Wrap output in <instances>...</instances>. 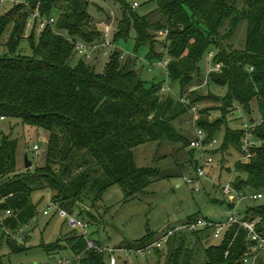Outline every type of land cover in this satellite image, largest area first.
<instances>
[{
	"label": "trees",
	"instance_id": "16d2710c",
	"mask_svg": "<svg viewBox=\"0 0 264 264\" xmlns=\"http://www.w3.org/2000/svg\"><path fill=\"white\" fill-rule=\"evenodd\" d=\"M26 1L28 5L15 4L0 13V47L7 49L0 53V116L19 119L50 135L46 165L20 175L15 174L18 139L11 135L0 139V212L11 211L3 222L6 228L19 231L36 216L33 193L37 190L52 189L53 201L71 214L81 203L97 205L115 185L127 197L144 191L160 176V170L139 167L134 149L151 141L177 144L180 164L185 170L194 169L189 176L197 177L201 155L189 147L196 134L188 136L175 121L193 113L200 92L193 90L186 103L183 97L162 91L165 86L170 88L166 80L147 84L138 69L139 56L117 46L133 31L137 47H149L148 60L153 66L167 62V77L172 84L180 83L181 93L196 85V71L200 78L205 77L199 64L209 52L221 69L212 68L202 86L226 87L223 100L227 106L238 103L248 116L253 112L251 102L257 101L260 116L246 123L251 125L249 129L245 125L223 128L204 116L207 109L201 110L197 126L206 130L208 140L220 137L219 146L208 150L214 158L221 149L225 153L232 148L239 155L229 168V173L238 174L231 182L237 190H264V0H152L156 8L145 14L130 2L118 0L122 11L102 73L76 51L77 42L99 46L96 51L101 53L105 50L106 24L89 14V0ZM39 5L42 16L56 21L42 32L35 24L27 37L29 16ZM242 22L248 24V36L246 47L238 48L232 39ZM9 27L11 35L5 42ZM163 31L168 35H161ZM23 41L31 53L20 50ZM76 56L80 59L75 61ZM191 119H187L189 124ZM247 133L260 143L252 148L250 157L243 158L242 140ZM214 164L208 170L210 177ZM223 174L221 171V178ZM242 212L244 219L260 217L258 229L264 232L262 206H247ZM87 214L97 218L92 211ZM197 217L190 216L185 222ZM72 231L76 233L62 236L44 249L57 252L68 247L73 264H106L105 251L88 249V239L78 230ZM212 239L218 242L206 243ZM8 243L14 251L23 250L12 237ZM252 251L247 231L232 224L220 238L210 228L178 232L154 254L158 264H246L243 258ZM202 252L205 259L199 262ZM258 253L257 264H264V250Z\"/></svg>",
	"mask_w": 264,
	"mask_h": 264
},
{
	"label": "rangeland",
	"instance_id": "374dc122",
	"mask_svg": "<svg viewBox=\"0 0 264 264\" xmlns=\"http://www.w3.org/2000/svg\"><path fill=\"white\" fill-rule=\"evenodd\" d=\"M135 9L142 13H148L156 8L152 0H126ZM136 3H138L136 5ZM15 5L7 2L1 13H6ZM122 6L118 0H89L88 12L92 18L101 23L111 26V40L116 31V23L121 15ZM56 14L58 13L55 11ZM110 16V19H108ZM10 28V27H9ZM32 26L28 27L26 36L30 35ZM11 35V28L5 34V42ZM248 36V24L242 22L232 39V43L238 48H245ZM162 39V37H160ZM120 50L127 53H136L139 56L138 69L147 84L166 80L175 97H189L191 92L198 89L200 99L193 105L197 106L198 114L201 117V110L207 109L206 118L210 121H217L225 128L230 125L232 128H244L252 117L260 116L257 110V101L251 102L253 110L252 116H248L242 110L240 104L234 103L233 107H228L223 97L228 90L226 87L202 86L208 77L210 70L215 66L213 56L209 52L204 53L200 62L205 77L200 78L199 71L193 76L195 86H188L187 90L181 93L179 82L172 84L167 77L166 67L163 62L153 66L148 60L149 47L146 45L137 47L136 33L133 31L128 40H120L117 44ZM5 47H0V53L6 52ZM21 51L31 53V48L27 41H23ZM211 54V53H210ZM80 59L76 56L75 61ZM169 60V57H165ZM109 55L95 51L89 63L96 66V70L102 73L106 69ZM210 90L212 92H210ZM212 94V96H210ZM192 99V98H191ZM236 107V108H235ZM194 113L185 114L175 121L178 128H182L184 133L193 137L195 126L189 124L187 119L193 118ZM224 124V126H223ZM4 135H11L18 139L17 148V172L16 175L26 173L29 169L35 171L38 167H44L47 161V148L49 131L32 125L24 124L16 118H7L0 121V139ZM214 149L220 144V137ZM35 145L39 150L34 149ZM177 144L151 141L140 145L134 149L135 160L139 167H158L160 176L149 185L144 191L132 197H127L125 190L115 185L109 188L97 205L81 203L74 212L76 216H83L89 224L87 236L105 248L115 249L117 264H158L156 254L142 255L135 250L139 246H146L154 240L162 237L170 228L184 223L190 216L209 218L214 221H223L228 216L229 202L228 196L223 191L224 184L232 182L238 174L229 173V168L233 167L238 160L237 152L230 148L224 153L221 149L215 152V164L211 173V180L201 179L194 184L187 182L186 177L194 174V169L185 170V166L180 164L179 156L176 154ZM26 155L33 162L31 168L26 166ZM179 161V162H178ZM184 169L185 171H180ZM224 174L221 178L220 172ZM13 176V175H12ZM221 180V186L216 183ZM199 186L200 190L197 191ZM246 192H249L246 190ZM264 194V190L262 191ZM54 191L50 188L37 190L33 193V201L37 206L36 216L19 231H11L3 224L7 218L6 213L0 212V264H73L72 252L68 247L57 252H48L45 246L56 243L62 236H72L76 232L72 231L67 223L66 217L61 216L55 209L46 215L44 211L53 202ZM247 206H262L264 208V197L253 201L249 197L242 198L237 207L238 215L244 217L242 212ZM64 209V208H63ZM90 211L97 217L94 220L86 213ZM81 232V230H79ZM8 237L16 240L21 251H14L8 243ZM217 243V239H212L206 243ZM106 264H111V256L108 251ZM166 253V248L163 250ZM263 254V253H262ZM205 259L204 252L200 254L198 261ZM164 262V257L161 259Z\"/></svg>",
	"mask_w": 264,
	"mask_h": 264
},
{
	"label": "built area",
	"instance_id": "2783aa9c",
	"mask_svg": "<svg viewBox=\"0 0 264 264\" xmlns=\"http://www.w3.org/2000/svg\"><path fill=\"white\" fill-rule=\"evenodd\" d=\"M7 2H13L15 4L25 3L26 5H28L26 0H0V13L4 9V6ZM137 4L138 3H136V5ZM55 21H56L55 17L42 16L39 5L37 9L31 11V14L28 19V26L33 27L36 24L38 32H42L48 25L55 23ZM105 31L106 32H105L104 53L108 55L113 45L112 40L110 38L111 26L106 25ZM161 35L166 36L168 35V32L163 31L161 32ZM98 47L99 46H92L87 43L77 42L76 51L80 55L84 56L86 59L91 60L94 52L96 51V49H98ZM210 55L214 56V53H211ZM220 69H221L220 63H217L215 67H213V70L218 71ZM167 90H171V89L165 86L162 91H167ZM181 100L182 102H186V103L190 102L188 97H184ZM192 111L194 113V116L190 120V122L196 128L195 130L196 137L192 139L189 147L191 149L197 150L201 155V159L197 167V174H196L197 177L196 178L191 176L186 177L187 182L190 184H194L196 181H199L203 178L211 180L208 170L209 167L215 163V158L213 157V155L208 153V150L213 149L215 145L218 143L217 139L208 140V133L206 132V130L197 126V122L199 119L197 106L193 105ZM5 120H7V117L0 116V121H5ZM245 127L249 129L251 128V125L246 124ZM242 141H243L242 143L243 158L250 157L252 155L251 154L252 148L260 143L259 141L255 140L250 133H247ZM34 149L38 151L39 146L35 145ZM216 185L221 186V184H219L218 182L216 183ZM199 190L200 188L198 186L197 191L199 192ZM223 191L228 196V202L231 205H233V207H230L228 209V216L223 221H214L205 217H197L192 221L184 222L182 224L170 228L159 239L154 240L151 243L147 244L146 246L140 247L135 251L142 255L152 254L157 248H161L165 246L172 238V236L177 234L178 232L197 231L205 228H210L211 230H213L215 238H220L230 225L238 224L247 231L248 239L252 242V248H253L252 253L250 255L244 256L243 261L246 264H257V259L259 255L258 251L264 250V232H260L258 229V225L260 223L261 218L258 217L252 220L244 219L243 217L238 215L237 207L241 202L242 198L244 197H249L251 200L256 201L262 199L264 197V194L262 192L239 191L230 182L224 184ZM2 201L3 200H0V203ZM53 209H55L56 212L59 213L61 216L66 217V223L71 230H78V231L81 230L80 233H82L88 239V246H87L88 249H98L100 251H108L111 256L110 259L111 264H117V258L114 254L115 249L105 248L103 246H100L97 242L91 240L87 236L89 224L85 221V219L76 216L75 214L69 213L67 210L63 209L59 205V203L55 201H53L49 205L48 209H46L44 213L46 215H49L50 211ZM10 214L11 211L7 210L6 215H10Z\"/></svg>",
	"mask_w": 264,
	"mask_h": 264
},
{
	"label": "water",
	"instance_id": "95a60500",
	"mask_svg": "<svg viewBox=\"0 0 264 264\" xmlns=\"http://www.w3.org/2000/svg\"><path fill=\"white\" fill-rule=\"evenodd\" d=\"M26 166L27 168H31L33 166V162L29 159L28 155H26Z\"/></svg>",
	"mask_w": 264,
	"mask_h": 264
}]
</instances>
